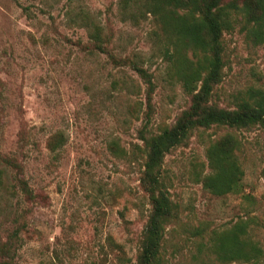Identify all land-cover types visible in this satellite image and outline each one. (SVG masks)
Instances as JSON below:
<instances>
[{"label": "rangeland", "instance_id": "1", "mask_svg": "<svg viewBox=\"0 0 264 264\" xmlns=\"http://www.w3.org/2000/svg\"><path fill=\"white\" fill-rule=\"evenodd\" d=\"M225 3L237 7L226 8L222 75L208 102L233 109L264 91V16ZM94 31L105 49L92 47ZM185 54L146 0H0V262L139 264L151 211L140 131L159 133L191 105ZM133 63L152 74L149 99ZM227 134L243 192L215 194L201 179L209 145ZM163 170L178 217L165 226L159 264H251L215 246L240 221L239 237L261 248L264 264L263 127L196 128Z\"/></svg>", "mask_w": 264, "mask_h": 264}, {"label": "trees", "instance_id": "2", "mask_svg": "<svg viewBox=\"0 0 264 264\" xmlns=\"http://www.w3.org/2000/svg\"><path fill=\"white\" fill-rule=\"evenodd\" d=\"M146 2L155 21L162 24V29L174 48L192 51L191 57L185 54L186 63L179 71L184 89L191 94V105L181 112L173 125L165 127L159 133L146 135L140 131V139L146 150L140 181L149 196L151 211L143 232L139 264H159L165 226L178 217V204L169 196L165 183V155L177 146L186 145L190 133L196 128H205L212 124L237 128L257 125L264 128V91L253 90L248 99L242 100L233 109L218 107L208 102L214 85L221 80L222 75V34L228 25L226 8L237 7L236 4L225 3V0ZM243 8L261 23L260 17L264 16V0H243ZM90 38L94 49H105L97 31L90 33ZM196 52H200L201 56H197ZM132 67L147 84L149 99L154 87L152 74L134 63ZM61 142L62 137L55 136L52 149L58 147ZM234 148V138L227 134L212 142L207 149L210 171L204 174L201 180L204 187L215 194L243 192V171L234 157ZM2 159L6 163H12L9 157ZM14 167L19 168L15 163ZM19 180L22 188L28 190L26 181ZM239 232L245 235V221L235 224L230 239H217L215 246L218 252L228 256L227 258L241 257L251 264H262L258 257L261 248L244 237L240 238ZM0 264L11 262L5 260Z\"/></svg>", "mask_w": 264, "mask_h": 264}]
</instances>
